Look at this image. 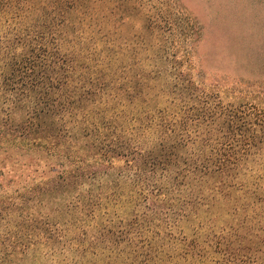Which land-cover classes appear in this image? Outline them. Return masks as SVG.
<instances>
[{
  "label": "trees",
  "instance_id": "1",
  "mask_svg": "<svg viewBox=\"0 0 264 264\" xmlns=\"http://www.w3.org/2000/svg\"><path fill=\"white\" fill-rule=\"evenodd\" d=\"M129 1L0 0V178L50 172L20 204L0 181V263L42 243L56 253L60 223L24 213L47 195L82 228L84 255L83 227L101 224L91 244L139 248L147 264H263L264 107L206 92L177 51L119 42L106 24ZM182 34L196 39V25Z\"/></svg>",
  "mask_w": 264,
  "mask_h": 264
},
{
  "label": "rangeland",
  "instance_id": "2",
  "mask_svg": "<svg viewBox=\"0 0 264 264\" xmlns=\"http://www.w3.org/2000/svg\"><path fill=\"white\" fill-rule=\"evenodd\" d=\"M120 3L123 6L118 10V15L124 17L128 13V16L126 19L117 17L106 24V28L116 30L119 42L124 43L129 39L139 56H143L146 50L150 55L159 51L161 55L167 54L166 49L168 53L177 51V59L183 61V68L200 76L203 82L201 88L206 92L219 94L225 103H250L264 107V0H132ZM188 20L197 27L196 39L189 40L182 34ZM164 23L167 27L170 24L173 26L166 30L162 27ZM140 42L146 45V49ZM188 44L193 46L189 57ZM43 175L47 177L50 172H38L36 176L22 173L13 180L0 178V181L4 179V191L1 193L9 201L11 197H16L19 201L20 193L25 190L24 186L41 182ZM7 176L9 175L5 178ZM33 178L35 180L31 181ZM128 183L124 182L122 187V199L126 201L124 205L129 204L127 199L130 198L131 189ZM46 196L42 204L38 200H30L29 209L25 208L24 213L31 212L35 217L43 216L50 223H63L67 220L66 216L57 212L61 198L54 200L53 196ZM16 204H20V201ZM118 211L119 214L128 216L125 207L119 206ZM191 222L181 224V230L189 238L194 226ZM60 224L57 226L61 231L62 241L61 244L55 241L53 250L56 253L50 251L51 246L42 243L35 245L33 249L31 247L25 254L18 252L8 264H147L142 257H136L144 251L142 249L141 252L139 248H126L124 253L117 254L116 251L105 249L103 243L91 244L98 235L96 230L101 224L83 227L88 228L89 234L86 235L81 250L83 247L90 248L84 255L76 251L82 228H68L65 224ZM0 226L4 227V221L0 220ZM131 240L136 242L140 238L132 236ZM1 248L3 249L0 244ZM155 254L156 251H153L151 256L154 257ZM174 260L175 258L170 261L165 259L163 264H177Z\"/></svg>",
  "mask_w": 264,
  "mask_h": 264
}]
</instances>
